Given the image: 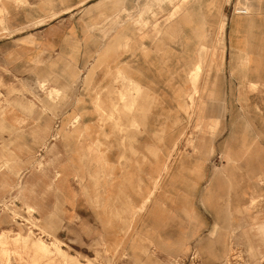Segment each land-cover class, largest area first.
<instances>
[{"label":"rangeland","instance_id":"1","mask_svg":"<svg viewBox=\"0 0 264 264\" xmlns=\"http://www.w3.org/2000/svg\"><path fill=\"white\" fill-rule=\"evenodd\" d=\"M112 1L115 5L127 4L122 9L126 19H117L116 29L113 30L124 32L125 54L140 63L152 59L158 75V89L152 88L153 97L148 98V112L144 107L139 110L136 106L148 90L142 91L124 77L122 81L126 87L120 92L106 87L110 80L108 74L95 78V87H87L84 81L82 88L56 89L50 87L55 85L54 79L47 78V82L41 86L36 82L29 89L23 88L19 82L22 74L6 71L7 65H20L22 61L0 49V264H172L178 258L188 257V253L172 254L150 232L137 234L140 243L136 246L134 216H110L107 212L105 217L95 219L96 225L100 224L107 230L98 234L86 231L87 218L65 217L64 203L60 199L55 178L60 176L58 168L60 160H63L57 145L62 143L67 149L65 143L70 129L76 132V137H71L75 148L82 143L87 144V141L91 146L89 152L83 154V160L87 164L86 157H89L92 167L75 170L76 186L80 192L84 191L85 195L90 190L96 198L110 195L118 203L124 198L125 192L128 193L127 188H132L129 192L135 193V186L128 183L130 178L141 175L144 190L139 212L143 214L144 223L153 192L170 181L174 183L171 192L183 188L184 169H190V183L184 184L185 189L192 196L199 193L200 199L216 173L223 172L225 176H230L233 172L232 182L226 178L224 190L218 191L213 197L212 205L204 206L207 225L211 224V228L203 236L212 237L211 243L222 246L220 238L224 235L222 254L214 256L207 247L198 244L194 248L198 261L200 264H264V230L261 227L264 224V172L258 175L241 167L234 168L227 164L229 158H225L221 152L231 136V124L238 118L242 124L240 128L245 129L239 138L254 139L264 149L263 77L262 80L257 78L256 85L250 83L254 75L252 72L249 82L245 76L239 78L236 85L226 79L223 72L226 15L215 26L208 19L207 31L203 36H181L182 25L178 26L177 21H182L184 4L189 0ZM228 2L223 0L224 5ZM13 3L18 6L23 4L21 0H0V43L11 34L8 20L11 16L9 6ZM102 11L96 10L101 13L100 22L118 17L120 12L118 8L111 9L112 18L109 19ZM102 27L101 24L98 26L99 29ZM99 43L102 47L101 41H95L96 47ZM251 58H246L243 63L247 66L255 64ZM95 59L93 69L96 72L103 71L104 63L108 65V62L103 56ZM38 63L45 62H38V57L31 58L28 65ZM254 67L256 71L262 70L264 59L261 58ZM32 75L38 74L30 70L27 76ZM8 77L9 81L16 83L8 85ZM216 92H219L217 97ZM84 97L91 98L95 112L93 127L82 131L85 115L77 117L75 114L64 122L61 119L76 100ZM116 100L119 102L111 105L110 111L104 108L106 102ZM211 100L215 102V107H220L221 103L224 108V129L216 137L208 133L215 119L210 112L203 111V106L210 104ZM40 103L42 113L50 117L43 141L37 143V132L35 135L25 132L21 120L14 122L13 130H8L6 121L9 115L17 118H21L24 113L37 115ZM124 104L125 110L122 109ZM130 116L133 119L127 120ZM200 129L214 136L213 151L204 159L201 179L193 170L200 155L192 146ZM254 130H260L259 134ZM132 133L138 136L130 137ZM141 137L142 144L154 145L158 151L144 154L142 170L117 168L108 162L110 150L137 144ZM248 154L252 155L255 162L253 153L249 151ZM154 160H158V163L152 165L150 162ZM124 164L121 161L120 165ZM252 180L259 184L258 189L254 190ZM137 188V194H141V187ZM168 199L169 196L163 199L166 201L163 206L169 203ZM231 207L233 211L235 207L240 209V212L234 213L236 226L233 227L229 221ZM170 212V209L163 208L158 212V220L161 221ZM89 220L92 221V218ZM214 225L217 231L213 234ZM119 226L128 231H109L110 228L119 229ZM56 238L60 241L64 250L60 253H64V256L39 252L36 247L39 241L52 248Z\"/></svg>","mask_w":264,"mask_h":264},{"label":"crops","instance_id":"2","mask_svg":"<svg viewBox=\"0 0 264 264\" xmlns=\"http://www.w3.org/2000/svg\"><path fill=\"white\" fill-rule=\"evenodd\" d=\"M21 1L22 5L18 6L13 3L9 6L11 8V16L8 20V30L11 34L1 41L0 49L5 51L7 55L22 61L20 65H7L6 71L9 73H21L22 76L20 77L22 79L19 82H21L23 88L29 89L35 86L36 82L41 86L43 82H47V78L54 79L55 85H50V87L56 89L82 88L85 82L87 83V87L90 85L95 87V78L99 79L101 74H108L110 80L106 87L109 89H114L118 92L124 91V87H126L122 81L124 77L125 79H130L142 91L148 90L136 106L139 110L144 107L146 112L149 111L148 98L153 97L152 88L158 89L159 85L153 61L150 59L145 63H140V61L138 62L132 56L125 54L126 51L123 50L126 44L124 32L121 30L119 32L113 31L116 29L117 19L120 21L126 19V14L122 12V9H125L127 4L123 5L120 3L119 5H115V2L112 0ZM115 8L120 10L119 16L112 18L111 9ZM99 9L104 10L102 14L106 18L112 19L100 22L101 13L96 12ZM208 10L211 11L208 12ZM181 15L182 21H177L178 26L182 25L181 36H203L207 31L206 25L208 19H210V24L215 26L226 15V32L224 35L226 36V52L223 70L226 79L232 80L236 85L237 80L245 76V80L249 82L252 72L254 75L250 83H255L256 85L258 77L261 80L263 77L264 80V68L259 71L254 69V66L258 65L259 60L261 58L264 59V0H229L225 5L223 4V0H189L184 4ZM42 21H44L43 24H37ZM100 24L103 26L101 29L98 28ZM174 27L175 22L173 24ZM95 41H101L102 47H100V43L96 47ZM97 56H103L106 62H108V65L104 63L103 71L98 70L96 72L94 70L95 58ZM37 57L38 62L43 60L45 63L28 65L31 62V58ZM248 57H252L251 59H254L255 64H250L249 66L244 64V60ZM105 60L103 61L105 62ZM30 70H33L38 75L27 76ZM172 72H174V69ZM36 76L38 77V81H36ZM7 83L10 85L16 82L9 81L8 77ZM216 93L215 96H219V92ZM118 102L117 100L106 102L104 108L110 111L111 105H115ZM74 103L76 105L73 104L68 108L63 113L61 120L64 122L68 117L71 118L75 114L77 117L85 115L84 119H82L81 130L84 131L92 128L94 119L92 117L95 108L91 102V98L84 97L82 100H76ZM83 103L85 106H83ZM214 103L211 100L210 104L204 105L203 111L210 112L212 118L215 119L210 124L208 133L216 137L224 129L222 114L224 108L223 104L220 103V107H215ZM78 104L80 105L78 106ZM39 106L37 115L32 116L24 113L21 115V118L9 115L6 121L8 130H13L15 128L14 122L21 120L25 132L29 134L33 132V135L37 132V143L43 141L46 137L45 129L50 117L42 113L41 103ZM125 107L126 105L124 104L122 109L125 110ZM155 114H157V111ZM127 118V120L133 119L131 116ZM241 125L239 118L235 119L231 124V136L222 147L221 152L225 158H229V161L227 159V164H231L232 167H241L248 172H255L260 175V173L264 172V149L254 139L246 140L239 138L245 130L240 128ZM254 131L257 135L260 132V130ZM208 133L200 129L198 137L192 144L195 152L200 155V159L196 161L195 168L193 169L198 174L199 179L203 176L204 159L213 151L212 140L214 136L212 137ZM137 136V133L130 134V137ZM67 137L65 143L67 149H65L62 143L57 145V150L62 154L63 160H60L58 168L60 176L55 178V183L58 190H60V199L62 198L64 203L63 211L66 218H87L86 231L90 234H98L107 231L104 226H100V224L96 225L95 219L99 216L105 217L107 212L110 216H134V231L136 233L134 239L136 246L140 243V238H137V234L140 233L141 235L143 232H150L172 254L188 253L189 256L198 244L207 247L206 249L211 251L214 256L222 254L225 243L224 235L220 238V243L223 247L214 244V242L211 243L212 237L203 236L211 228V224L207 225L208 218L204 206L212 205L211 200L213 197L218 191L224 190L223 186H225L226 178H228V182H232L233 172L230 176H225L223 172L216 173L211 179L204 196L200 199L199 193L192 196V193L185 189L184 184L190 183V169H184L182 173L183 188L180 187L179 190L177 189V192H171V185H174V183L170 181L160 190L153 192L144 223L143 214L139 212L143 204V176L130 178L131 181L128 184L135 186V193H130L129 191L133 189L127 188L128 193L125 192L124 198L119 200L118 203H115V198H112L110 195L96 198L90 190L84 195V191L80 192L76 186L77 176L75 177V170L92 167L89 157H86L87 164L83 160V154L88 153L91 146L87 141V144L82 143L75 148L71 137H76V132L72 131V129L69 130ZM142 141L143 138L141 137L137 144H127L124 148L110 150L108 162L117 168L142 170L144 166V154L157 151L156 146L142 144ZM249 151L253 153L255 162L251 154L247 155ZM68 153L70 154L69 156ZM121 161H124L126 164L120 165ZM150 163L153 165V163H158V160ZM258 185L252 180L254 190L259 188ZM137 186L141 187V194H137ZM168 196L169 203L163 206V202H166L163 199ZM163 208L170 209L171 212L164 215L165 218L159 221L157 218L158 212ZM231 211L229 213V221L233 227V225L236 226L234 213L235 211L240 212V209L235 207L233 211L231 207ZM89 218H92V221ZM213 227L211 233L214 234L217 231V226L214 225ZM261 227L264 230V224H261ZM109 231L127 232L128 230L119 226V229L110 228Z\"/></svg>","mask_w":264,"mask_h":264},{"label":"bare ground","instance_id":"3","mask_svg":"<svg viewBox=\"0 0 264 264\" xmlns=\"http://www.w3.org/2000/svg\"><path fill=\"white\" fill-rule=\"evenodd\" d=\"M222 57V56H221ZM196 66V65H195ZM199 67V66H198ZM197 68V67H196ZM6 234V233H5ZM18 239V238H17ZM23 239V238H22ZM25 239V238H24ZM20 240V239H19ZM26 240V239H25ZM37 249L39 250V252L43 253L45 252V254L47 255H61L60 252H64V250L61 248L60 245V241L59 239H55V241L52 243V248H49L48 245H46L43 242H40L36 245ZM64 254V253H63ZM61 256H64V255Z\"/></svg>","mask_w":264,"mask_h":264},{"label":"built area","instance_id":"4","mask_svg":"<svg viewBox=\"0 0 264 264\" xmlns=\"http://www.w3.org/2000/svg\"><path fill=\"white\" fill-rule=\"evenodd\" d=\"M197 251L195 249L189 254L188 257L185 258H178L172 261V264H200L198 261Z\"/></svg>","mask_w":264,"mask_h":264}]
</instances>
